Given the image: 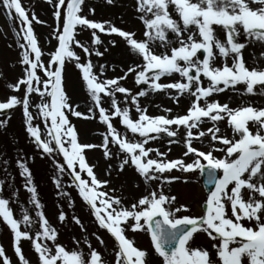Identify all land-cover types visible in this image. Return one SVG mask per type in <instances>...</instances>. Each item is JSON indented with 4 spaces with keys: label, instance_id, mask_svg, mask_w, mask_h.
Here are the masks:
<instances>
[{
    "label": "snow or ice",
    "instance_id": "obj_1",
    "mask_svg": "<svg viewBox=\"0 0 264 264\" xmlns=\"http://www.w3.org/2000/svg\"><path fill=\"white\" fill-rule=\"evenodd\" d=\"M48 2L52 3L53 0ZM83 2L84 0H56L54 3V34L58 45L45 63L42 61V52L31 26L34 20L40 21L34 13L32 19L29 18L21 0H0V7L9 18L20 22L21 28L16 35L20 36L22 33L24 41L20 44L23 51L19 61L24 65V74L15 84L10 85L13 90H19L23 85L24 96L21 99L12 95L6 101L0 102V112L22 105L26 132L33 138L37 148L42 150V154L51 155L58 152L63 155L64 162L57 163V169L64 172L66 164L67 169L71 170L72 180L79 190V195L90 206L99 226L106 229L117 242L118 250L114 253V264L147 262V250L135 246L134 241L125 235V227L122 225L127 224L130 218L131 230L144 231L150 236L151 246L161 264H244L245 260L248 264H264V108L246 106L232 109L227 103L209 102L207 99L211 94L222 92L230 85L235 86L241 82L246 84L247 93H254L255 85L264 90V69L247 67L242 53L249 39L264 42V0H136L137 11L141 13L139 18L146 29L144 36L148 37V40L142 41H138L133 32L123 30L110 21H96L80 14ZM112 2L113 0H106L108 4ZM170 5L174 6L183 28L180 22L171 17ZM89 12L94 13V9L89 8ZM190 25L195 26L198 31L189 33L185 40L183 32L188 31ZM214 25L221 26L224 30L223 42L215 36ZM77 26L91 30L93 46L101 43L97 30L99 33L119 35L133 52L142 57V65L134 64L128 67L123 76L98 80L97 74L93 72L91 60L81 63L79 56L73 51L75 45L80 47L86 56L92 54L89 46L75 39ZM169 30L177 37L179 46L172 47L170 54H156L149 47L148 41L158 39L161 46H165ZM197 34L199 40L195 38ZM241 35L244 42L239 40ZM111 44L115 46V41H111ZM213 48L217 49L222 57L231 55V65L225 62L222 67H213L212 62L216 55ZM201 49L205 53L203 59L197 56ZM94 50L97 56L103 55L98 49ZM261 55L264 56V53ZM66 59L76 61L75 66L82 71V79L95 108L98 109L99 119L106 125V133L100 145L104 149L105 157L112 155L108 147L111 138V143L118 145V154L123 153L119 169L123 170L130 164L145 182L158 180L163 185L179 180L180 177L165 175L174 169L184 173H206L207 183L213 187L207 192L202 215H179L181 211L188 212L190 209L185 204L174 206L176 197L166 195L162 187L159 191L152 190L149 194L141 196L128 208L122 205L120 197L98 190L109 181L99 180L83 155L85 149L96 146L78 142L75 127L65 113V110H68L73 116L89 118L68 102L62 86V71ZM99 68L103 74L105 65H100ZM193 69L195 75L191 74ZM38 70H42L46 78H42ZM129 73L134 74L137 84L148 83L153 91L176 89L178 95L189 92L193 99L186 113L172 117L149 116L146 109L139 106L137 97L145 95L144 91H139L131 95L138 119L131 118L129 108H121L116 99V93L124 94L125 100L131 94L130 89L119 84ZM172 73H179L186 82H158L161 76ZM201 74L209 80L207 87L201 85ZM32 93L41 97V103L35 107L44 118V136L40 125L32 122L34 117L29 110V95ZM101 93L110 98L109 109L102 106ZM202 99L203 105L200 103ZM88 112L91 113L92 108H89ZM225 116L234 133L231 139L220 135V129L215 124ZM111 117L119 118L126 130L138 134L140 139L130 140L121 135L114 127ZM202 118L210 119L213 126L206 131L194 133L192 129L198 127ZM249 121L257 124L255 133L249 129ZM6 123L0 121V127L6 126ZM173 125L177 128L184 126L186 129V151L182 157L167 159V153L146 147L148 141L156 140L162 134L169 138L175 137L177 132L173 130ZM205 135L210 136L212 142L209 151L198 149L192 144L193 139ZM235 136L239 138L236 139ZM168 143L174 141L169 139ZM216 143L224 147L217 148ZM214 151H222L224 156H214ZM152 152L156 153L157 158L149 156ZM190 154L194 158L186 162L184 158ZM17 164L21 170L20 175L25 177V188L31 194L30 203H33L36 209H41L30 169L21 160H17ZM77 166L79 171L76 170ZM81 172H86L90 182L82 178ZM255 177H259L257 182H253ZM2 183L3 181H0V184ZM55 183L60 187L58 179ZM243 188L249 191L247 200L242 197ZM254 194H258L259 198ZM228 207L231 216L227 214ZM37 216L39 230L35 231L34 236L30 235L28 230L21 231V221L14 218L9 199L0 196V218L13 234L14 252L20 264H30L20 247L21 238L30 240L38 255V264H108L90 244L88 259H85V253L82 251L68 250L63 245L54 243L58 235L57 230L49 224L42 210L37 212ZM65 218V213L60 211L58 219L63 222ZM244 219L254 226H246L242 223ZM22 220L25 224L32 223L27 212L23 213ZM73 220L78 225L81 224L79 217L73 216ZM198 231H203L211 239L219 241L218 244L212 245L217 260L211 259L206 248L192 246L191 241ZM44 239L53 241L54 253L47 243L42 242ZM100 242L103 243L102 240ZM85 243L88 241L85 240ZM0 258L2 264H11L3 246H0Z\"/></svg>",
    "mask_w": 264,
    "mask_h": 264
},
{
    "label": "rangeland",
    "instance_id": "obj_2",
    "mask_svg": "<svg viewBox=\"0 0 264 264\" xmlns=\"http://www.w3.org/2000/svg\"><path fill=\"white\" fill-rule=\"evenodd\" d=\"M55 2L56 0H53L52 3H49L48 0H21L29 18L32 19V14L34 13L37 20L40 21L36 22L34 20L31 26L37 38L38 47L42 52V61L45 63L50 58V53L55 50L57 40L54 34L56 32V22L53 16V5ZM251 6L259 7V5ZM89 8L94 9V13L89 12ZM169 13L173 19L180 22V26L183 28L182 21H179V16L174 6H169ZM80 14L87 15V18L96 21H110L123 30L133 32L138 41L148 40V37L144 36L146 29L139 18L141 13L137 11L136 0H113L111 4L106 3V0H84ZM14 15L13 13V17ZM213 27L215 36L223 42L225 40L224 30L221 26L214 25ZM20 28V22L14 18H9L5 10L0 7V102L6 101L12 95L21 99L24 96L23 85H21L19 90H13L10 87V85L15 84L24 74V65L19 62L23 51L20 48V44L24 41L22 39V33L20 36L16 35L20 31ZM197 31L195 26L190 25L188 31L183 32L184 39L186 40L189 33ZM97 35L100 36L101 43L93 46L91 45V30L78 26L75 32V39L89 46L92 54L91 56H86L83 50L75 45H73V51L79 56L81 63L87 62L89 59L91 60L93 72L97 74L98 80L123 76L128 67L134 64L142 65V60L138 59L140 55L130 49L124 38L117 34L108 35L99 33L98 30ZM195 38L197 40L200 39L198 34ZM239 40L244 42V37L241 35ZM111 41H115V46L111 44ZM148 42L149 44L152 43L155 45L156 49L154 52L156 54H162L164 52L170 54L172 47L179 46L177 37L170 30L167 33L165 46H161V42L158 39L149 40ZM94 49H98L103 55L97 56ZM213 51L218 52L215 48H213ZM242 53L244 59L251 63V66H248L249 68L256 67L258 69H264V56L261 55V53H264V42L249 39ZM223 59L224 61L222 63H215L213 60L212 66L220 67L225 62L229 63L232 57L229 55L228 57H223ZM75 65L76 61L66 59L62 72V86L68 97V102L76 110L85 113L89 118L85 119L83 117L73 116L68 110L65 113L68 116L69 122L75 127L78 142L96 146L92 149H85L83 154L87 158V163L93 167L95 172L98 171L99 176H101V178L96 177L99 180L109 181L107 185L100 186L98 190L108 192L112 196L120 197L122 205L128 208L140 198L141 194H149L152 190L159 191L161 189V183L158 180L145 182L144 178L130 164L125 166L123 170H120L118 166L123 158V153L118 154V145L111 143V141L108 147L112 155L107 158L105 157L104 149L100 145L103 143L106 125L100 121L98 109L95 108L89 90L82 79V71ZM100 65H105L103 74L100 73ZM38 74L42 78H46L42 70H38ZM201 79L203 81L205 80L202 74ZM176 81L186 82L185 78L181 77L179 73L161 76L158 82L167 84ZM119 84L131 90V94L127 100H125L124 94L116 93L118 104L121 108H129L131 118L138 119V113L135 105L131 101V95H135L139 91L145 92V95L137 97V101L142 109H146L147 115H165L172 117L177 114L175 102L179 96L175 97L176 92H171L178 90L165 89L153 91L148 83L141 82L137 84L133 73H129L124 79L120 80ZM202 86L207 87L208 84L204 82ZM140 87L142 89L139 90L138 88ZM235 88H238V84L235 86L230 85L218 94L213 93V97L209 102L219 101L221 104L227 103L232 109L247 106L233 93L227 92ZM254 89L264 96V90L259 85H255ZM153 93H157L154 96L162 98L163 101H156L153 105L149 101L145 103V100L153 96ZM101 96L102 106L109 109L110 98L103 93H101ZM46 99L50 98L46 97ZM240 99L245 100L249 98L240 97ZM39 103H41V97L37 93L29 95V110L34 117L32 122L33 124L40 125L42 136H44L46 135L43 131L44 118L39 115L38 109L35 107ZM132 107L135 108V111L131 110ZM89 108H92L91 113L88 112ZM149 108L152 110L149 111ZM168 109L171 111H167ZM180 109L184 110L185 108L183 106ZM5 111V113L0 112V121L7 122L6 126L0 127V176L5 183V192L0 193V196L9 199V207L13 211L14 218L21 221L20 230H28L30 235L34 236L35 231L39 230V217L37 216V212L42 210L49 224L57 230L58 235L54 243L61 244L68 250L77 249L82 251L85 253V259H88L87 254L90 251V244L91 248H94L101 254L103 261L108 262V264H114V253L116 250L111 246L112 240L109 235L105 236L94 225V215L90 207H88V204L79 195V190L72 180L71 170L67 169L66 164L64 172H60L56 167L57 163L64 162L63 155L58 152H54L51 155L42 154V150L37 148L33 138L26 132L22 105H17L13 109ZM224 119H226V116ZM111 121L121 135L127 136L130 140H135L133 137L135 134L126 130L125 126L120 123L119 118L111 117ZM223 122L226 123L227 121L224 120ZM215 124L220 129V135H225L230 139L233 138V131L229 130L226 125L221 124V121H216ZM256 125L253 123L249 129L252 132L256 131ZM207 126L205 125L203 127L206 128ZM249 126L251 124H248ZM174 127L172 126L173 130L177 132L175 137L169 138L162 134L156 140L148 141L146 147L157 148L160 152L167 153V159L182 157L186 129L184 126H180L178 128L179 130ZM192 131L196 133L198 131H206V129L200 130L196 128L192 129ZM209 138L210 136L205 135L204 137L196 139L193 146L204 151H209L211 150L212 143ZM235 138L238 139L239 137L235 136ZM139 139L140 137L137 140ZM169 139H172L174 143L169 144ZM215 146L217 148L224 147L219 143H216ZM213 155L223 157L224 152L214 151ZM149 156L157 158L155 152L149 153ZM193 158L190 154L184 159L186 162H190ZM17 160L25 162L31 171L32 182L36 188V195L42 206L39 210L35 208L33 203H30L31 194L25 188L26 180L25 177L20 175L21 170L18 167ZM76 170L79 171V169ZM165 175L180 177L179 180L173 181L170 184L164 183L162 189L165 194L176 197L174 206L178 207L180 204H185L190 209L188 212L181 211L179 215L200 216V206L204 199V193L200 184L201 177L199 171L184 173L179 169H174L170 173H165ZM56 179L60 181V187H57L55 183ZM257 179L258 177H255L253 180ZM246 190V188H243L241 193ZM60 211H63L66 216L63 222L58 219ZM24 212H27L30 216L31 224H25L23 222L22 216ZM227 214L231 216L230 207L227 208ZM73 216L79 217L81 224L78 225L75 223ZM131 223L130 218L127 224L122 225L125 227V235L127 238L133 240L135 246L140 249L145 250L147 247L149 250L148 244L152 248L149 235L144 231L131 230ZM242 223L246 226H254L247 219H244ZM131 236H135V240ZM85 240L88 243H85ZM101 240L103 243L100 242ZM137 241L138 243H136ZM42 242L47 243L54 253L53 241L44 239ZM214 243L218 244L219 241L211 239L203 231L195 233L194 239L191 241L194 247L206 248L210 253L211 259L215 261L217 257L215 249L212 247ZM0 246H3L5 255L9 258L11 264H20L14 252L13 234L10 228L2 221V218H0ZM20 247L30 264H38V255L35 253L30 240L21 238ZM148 256V264H161L160 258L154 253L153 248L152 251L149 250ZM0 264H2V258H0ZM244 264H248L247 260L244 261Z\"/></svg>",
    "mask_w": 264,
    "mask_h": 264
},
{
    "label": "bare ground",
    "instance_id": "obj_3",
    "mask_svg": "<svg viewBox=\"0 0 264 264\" xmlns=\"http://www.w3.org/2000/svg\"><path fill=\"white\" fill-rule=\"evenodd\" d=\"M153 52H154V51H153ZM137 58H138V57H137ZM138 59H139V60H142V57L140 56ZM238 89H239V88H238ZM227 92L232 93V90L227 91ZM212 97H213V95H211L208 99L210 100V99H212ZM241 100H242V99H241ZM148 101L151 103V105H153L156 101H163V99H162V98H158V96H157V97H155V98H153V99H150V100H148ZM148 101H147V102H148ZM185 102H186V94H182L181 97L178 98V100H176V102H175V110L177 111L178 108H182ZM176 103H178V105H177L178 107L176 106ZM131 110H132V111H135V108L132 107ZM151 110H152V109L149 108V111H151ZM133 137H134L135 140H137V139L139 138V135H138V134H135ZM164 137H165V136H164ZM183 149L186 150V148H185L184 145H183ZM102 175H103V173H102ZM161 187H162V189H163V185H161ZM144 195H147V194H141L140 197H141V196H144ZM242 197H243L245 200L248 199L246 196H244V194H242Z\"/></svg>",
    "mask_w": 264,
    "mask_h": 264
},
{
    "label": "water",
    "instance_id": "obj_4",
    "mask_svg": "<svg viewBox=\"0 0 264 264\" xmlns=\"http://www.w3.org/2000/svg\"><path fill=\"white\" fill-rule=\"evenodd\" d=\"M207 186H210V184L207 183Z\"/></svg>",
    "mask_w": 264,
    "mask_h": 264
}]
</instances>
